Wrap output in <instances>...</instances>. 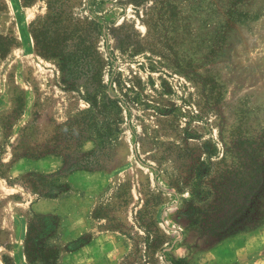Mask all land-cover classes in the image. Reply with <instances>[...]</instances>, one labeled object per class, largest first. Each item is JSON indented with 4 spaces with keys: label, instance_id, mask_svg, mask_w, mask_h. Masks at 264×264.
I'll list each match as a JSON object with an SVG mask.
<instances>
[{
    "label": "rangeland",
    "instance_id": "obj_1",
    "mask_svg": "<svg viewBox=\"0 0 264 264\" xmlns=\"http://www.w3.org/2000/svg\"><path fill=\"white\" fill-rule=\"evenodd\" d=\"M65 1L102 61L91 100L35 51L30 25L47 1L0 0V35L16 41L0 59V264H30L27 227L43 215L56 217V264H264V201L252 220L230 216L251 157L264 161V0ZM79 134L100 186L59 178L54 192ZM19 139V155L59 146L45 158L60 168L12 170ZM46 199L57 213L31 208Z\"/></svg>",
    "mask_w": 264,
    "mask_h": 264
},
{
    "label": "trees",
    "instance_id": "obj_2",
    "mask_svg": "<svg viewBox=\"0 0 264 264\" xmlns=\"http://www.w3.org/2000/svg\"><path fill=\"white\" fill-rule=\"evenodd\" d=\"M25 5H29L34 0H22ZM47 13L30 25V34L33 39V44L37 55L58 61V67L62 74L68 77L69 85L75 87V84L81 85L88 98H95V84L98 85L101 76L102 61L98 57L95 47V38L92 36L91 25L87 22L75 19L71 13L73 5L65 0H46ZM16 47V41L11 36L0 35V59H4ZM91 108L94 107L90 101ZM23 104H16L13 110L15 117L22 113ZM88 137V136H87ZM86 136L81 134L76 135V150L72 153L73 157L66 155L62 157L59 146H53V149L44 152L36 151L30 153L28 149L23 154H18L23 144L19 139L14 146V159L18 160H40L45 157H62L65 166L68 165L67 171L61 175L58 173L55 183L59 186L52 188V191L62 189V183L59 178H65L67 175L75 172H98L101 171L98 163H94L96 152L78 153L81 144L88 140ZM21 138V137H20ZM104 139L100 138L97 147H102ZM252 153H257L253 151ZM18 154V155H17ZM76 155L78 157H76ZM256 155L251 157L250 166L248 168L250 187L245 193H240L245 204L243 207L231 211V218L236 219L240 216H245L248 220H252L257 216L256 204L259 201H264V161L257 162ZM203 168V173L196 174V179L201 181L207 175V167L203 164L199 165ZM30 176H35L31 174ZM64 184V183H63ZM66 187L67 185L64 184ZM198 188V185H196ZM26 188V187H25ZM35 191V190H32ZM197 191L192 190V195L198 199ZM207 194L206 196H208ZM50 197V195H45ZM248 203V204H247ZM264 205V204H263ZM264 208V207H263ZM262 213V212H261ZM237 214V215H236ZM264 216V213H262ZM238 216V217H237ZM262 217V216H261ZM56 217L51 215L34 216L30 220L25 240H24V255L30 264H56L59 259L58 248L51 241L54 240V235L57 230ZM175 264V261H172Z\"/></svg>",
    "mask_w": 264,
    "mask_h": 264
},
{
    "label": "crops",
    "instance_id": "obj_3",
    "mask_svg": "<svg viewBox=\"0 0 264 264\" xmlns=\"http://www.w3.org/2000/svg\"><path fill=\"white\" fill-rule=\"evenodd\" d=\"M61 164L57 160L43 158L40 160H25L19 161L13 164L12 170L17 169L19 174L27 172H54L60 168ZM65 181L71 184L76 189L81 190H94L100 186L101 177L99 174L87 173V172H75L67 175ZM52 200H37L31 204V208L38 212L50 213L58 212V201L53 203ZM61 202V201H59Z\"/></svg>",
    "mask_w": 264,
    "mask_h": 264
}]
</instances>
